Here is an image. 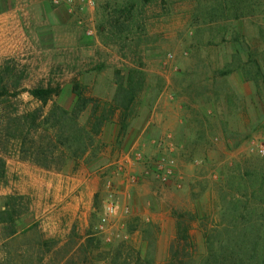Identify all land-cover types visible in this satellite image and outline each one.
Masks as SVG:
<instances>
[{
    "label": "rangeland",
    "instance_id": "obj_1",
    "mask_svg": "<svg viewBox=\"0 0 264 264\" xmlns=\"http://www.w3.org/2000/svg\"><path fill=\"white\" fill-rule=\"evenodd\" d=\"M108 2L0 0V212L8 201L16 212L15 224L0 216V264H135L150 244L157 264L198 262L205 228L244 197L226 178L264 168L263 78L249 81L241 69L255 74L258 65L264 75V0H157L144 10L146 35L132 51L104 30ZM136 66L144 87L124 135L117 118L103 128L99 150L77 164L55 157L46 170L23 159L20 134L47 144L49 114L72 110L74 84L112 102ZM47 88L57 92L47 105L31 95ZM163 157L174 161L165 183ZM47 174L77 177L74 200L50 193L47 201ZM180 218L188 242L178 239Z\"/></svg>",
    "mask_w": 264,
    "mask_h": 264
},
{
    "label": "trees",
    "instance_id": "obj_2",
    "mask_svg": "<svg viewBox=\"0 0 264 264\" xmlns=\"http://www.w3.org/2000/svg\"><path fill=\"white\" fill-rule=\"evenodd\" d=\"M156 1L109 0L105 8L104 30L108 27L115 41L124 45L125 49L130 51L134 48L139 49L142 45V37L146 35L144 10ZM256 68L257 72L253 74L245 64L241 66L247 80L255 81L263 78L261 82L264 84V75L258 65ZM231 71L223 72L222 75H229ZM144 78L145 73L141 66L129 69L126 78L118 82L112 102L87 98L82 86L79 83L74 84L73 91L77 100L72 110L54 106L49 114L47 121L51 122V126L46 131L49 135L47 144L41 142L40 145L37 143L33 145L35 141H32L33 143L29 145L26 137H30L31 132L20 134L23 159L31 160L46 170H54L51 168V163L56 161L55 157H58L61 165H66L68 162L77 164L96 150V143L103 128L117 118L124 135L130 128L135 103L144 87ZM55 94L57 92L52 88L36 89L31 92V95L44 105H47ZM89 108L90 119L82 124L81 116ZM51 132H54V136ZM42 145H46L45 148L41 147ZM98 150L99 147L96 151ZM5 173L6 162L1 159L0 178ZM226 180L229 187L238 190L237 194L244 192V197L231 200L229 205L232 209L229 214L221 216V221L211 228H205L206 254L192 264H264V168H248L244 173L232 174ZM11 205L14 207L8 201L1 210L0 216L2 221L11 220L15 224L16 212L11 211ZM239 206L244 208V212H239ZM224 222L226 228H222ZM177 232L178 239L185 242L190 240L189 227L181 218L177 223ZM135 264H157L155 244L149 245L145 255L138 252Z\"/></svg>",
    "mask_w": 264,
    "mask_h": 264
},
{
    "label": "crops",
    "instance_id": "obj_3",
    "mask_svg": "<svg viewBox=\"0 0 264 264\" xmlns=\"http://www.w3.org/2000/svg\"><path fill=\"white\" fill-rule=\"evenodd\" d=\"M147 127L141 134V138L139 137V141H143V135H145ZM148 136V134H147ZM34 168V167H32ZM45 179H40V183L42 184V191L41 195L44 190V196L46 197L45 199L48 201L51 197H55L58 199H62L63 201H66V199L71 200V198H75V191L79 187V181L76 177L75 178H70V177H64L61 175L53 174H47L45 176ZM76 184V185H75ZM52 193V196L51 194ZM48 195V196H47ZM51 196V197H50ZM78 198V197H77ZM72 201V200H71ZM66 209V207H65Z\"/></svg>",
    "mask_w": 264,
    "mask_h": 264
},
{
    "label": "built area",
    "instance_id": "obj_4",
    "mask_svg": "<svg viewBox=\"0 0 264 264\" xmlns=\"http://www.w3.org/2000/svg\"><path fill=\"white\" fill-rule=\"evenodd\" d=\"M65 2H67V3H69V2H71V0H54V3L55 4H57V5H62L63 3H65ZM260 153L262 154V155H264V147H262L261 148V150H260ZM138 157H141L139 154H138ZM173 165H174V161H172V160H169L168 158H165V157H163L162 159H161V161L158 163V169H159V174H158V177H159V179L162 181V182H168V179L171 177V176H173V174H174V170H173ZM113 206H109L108 207V211H107V213H108V215H112L111 214V211H110V209L112 208ZM104 221V223L107 221V219H104L103 220ZM102 228H104V226H102Z\"/></svg>",
    "mask_w": 264,
    "mask_h": 264
},
{
    "label": "clouds",
    "instance_id": "obj_5",
    "mask_svg": "<svg viewBox=\"0 0 264 264\" xmlns=\"http://www.w3.org/2000/svg\"><path fill=\"white\" fill-rule=\"evenodd\" d=\"M108 210H109V209L106 208V211H108ZM110 211H111V214L115 215V214L117 213L118 209L115 208V207H112V208L110 209Z\"/></svg>",
    "mask_w": 264,
    "mask_h": 264
}]
</instances>
